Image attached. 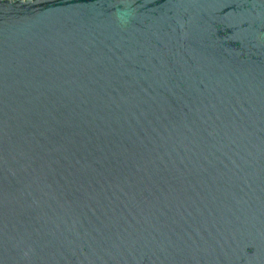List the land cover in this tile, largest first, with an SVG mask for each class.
Returning <instances> with one entry per match:
<instances>
[{"label": "water", "instance_id": "obj_1", "mask_svg": "<svg viewBox=\"0 0 264 264\" xmlns=\"http://www.w3.org/2000/svg\"><path fill=\"white\" fill-rule=\"evenodd\" d=\"M0 264H264V0H0Z\"/></svg>", "mask_w": 264, "mask_h": 264}]
</instances>
